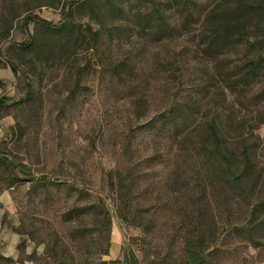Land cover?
Masks as SVG:
<instances>
[{"label":"rangeland","instance_id":"obj_1","mask_svg":"<svg viewBox=\"0 0 264 264\" xmlns=\"http://www.w3.org/2000/svg\"><path fill=\"white\" fill-rule=\"evenodd\" d=\"M70 1L75 0H0V100H12L0 108V151L29 174L68 181L87 194L85 201L110 207L115 196L107 173L137 165L136 208L161 198L176 211H191L207 187L221 222L230 219L228 211L218 210L220 197L211 190L199 136L214 124L227 150L240 157L246 149L264 166V102L254 99L264 79L247 87L236 83L237 69L251 58L248 43L211 45L214 29L207 18L222 0H188L185 9L170 10L168 0H113L123 10L113 18L107 17L108 0H80L69 9ZM159 7L172 28L164 37L143 31L139 22ZM31 15L67 28L49 32L37 18L28 23ZM31 36L39 42L34 52L21 51L17 45ZM178 106L183 118L173 126L162 116ZM5 172L0 166V189L9 192L17 220L35 221L38 241L58 240L60 259L72 255L78 264L89 257L88 249L98 258L109 240L103 260L124 258L129 248L141 257L137 226L115 218L110 233L98 226L74 240L77 230L94 226L87 218L63 222L67 209L80 202L79 193L70 197L66 188L42 187L35 195L28 182L8 189ZM48 191L53 197L46 200ZM232 211L233 221L246 220L237 207ZM160 229L161 224L157 236ZM150 238L154 251L158 239ZM229 242L223 264H264V251L242 238Z\"/></svg>","mask_w":264,"mask_h":264},{"label":"trees","instance_id":"obj_2","mask_svg":"<svg viewBox=\"0 0 264 264\" xmlns=\"http://www.w3.org/2000/svg\"><path fill=\"white\" fill-rule=\"evenodd\" d=\"M79 1H70L69 9ZM168 1L169 3L166 5L169 10L174 5L182 6L185 9L189 3L188 0ZM107 6V17L113 18L123 12L121 6L113 0H108ZM161 10L162 8L159 7L139 18V22L145 24L142 27L143 31H154L160 37L168 35L169 29L172 28L167 24L168 19L164 11ZM33 18L37 17L28 16L26 21L30 23ZM37 19L36 22L49 32H62L67 28L64 24L55 26L47 20ZM207 23L214 29L211 45L221 47H237L244 43L249 45L251 58L237 69L238 72L235 76L238 77V81L236 83L247 87L264 79V0H222L217 8L210 12ZM9 33L10 31H7L3 35L4 39L9 37ZM36 39V36H31L27 42L18 44L17 47L23 52L27 50L34 52V47L39 43ZM45 45H41V49ZM38 49L40 48L37 47ZM27 86L30 91L31 85L27 84ZM31 95L32 92H28L27 96ZM254 99L257 100V103L264 102V86ZM11 101V99H1L0 108ZM174 108L162 117L169 118L173 126H178L177 122L183 118L184 109L180 106ZM261 125L264 127V118ZM180 131L185 133L183 129ZM186 136H189V133ZM224 138L221 130L211 124L208 125L207 130H203L200 134L198 144L208 157V181L211 182V190L220 197L218 210L223 208L226 214L227 211L229 212L230 219L225 222L220 220L223 214L217 215L209 201L207 195L209 188L207 187L202 192L200 199L194 200L195 208L191 211H176L172 204L159 201L161 198H157L156 201L145 207L142 205L141 208H136L134 202L137 198L136 193L140 179L137 165H130L124 169H113L107 173L110 189L115 196L113 207L102 203L101 200L98 202L85 201L84 197H87V194L75 190L68 181L53 179L48 174L38 176L29 174L25 165H18L3 151H0V166L8 172V174L5 172L4 176L8 182V187H6L8 189L15 188L19 183L28 182L31 184V194L35 195L40 193L42 187L47 188L46 190H50V187H55L58 190L66 188L70 192V197L71 194L79 193L80 202L67 209L63 214V222L64 224L75 223L87 218L94 219V226L86 228L87 230H77L72 234L74 240L80 236L85 237L87 233L92 235L98 226L102 231L110 233L115 218L122 223H129V225L141 229L142 234L134 240L141 243L143 241L139 250L142 259L129 248L125 252L124 258L111 261L103 260L102 256L110 254L111 241L109 240L107 247L99 253L98 258L95 257L96 254L92 256L88 249L89 251L86 253H90L89 257L78 264H223L228 253L225 247L234 237L242 238L252 249L264 251V166L260 167L256 160H252L246 149L241 152L240 157L233 155L227 150V147L223 146ZM52 197V193L48 191L46 200ZM157 202H161V204L158 205ZM232 206L240 209V216L247 215L244 222L239 223L232 220ZM27 224L21 220L17 231L34 243L37 242L36 246L44 245L45 247L40 256H34L37 264H75V258L72 255L60 259L58 240L55 244L46 243L41 239L38 241L40 231L37 229L35 221ZM160 224L161 235L157 236L156 229ZM143 231L148 233L147 238ZM150 235H154L158 239L154 251L150 250L153 244ZM23 246L22 243L20 247ZM68 258L72 262L68 261ZM1 260L3 258L0 257Z\"/></svg>","mask_w":264,"mask_h":264},{"label":"crops","instance_id":"obj_3","mask_svg":"<svg viewBox=\"0 0 264 264\" xmlns=\"http://www.w3.org/2000/svg\"><path fill=\"white\" fill-rule=\"evenodd\" d=\"M0 192V264H37L34 256L42 254L41 246L17 231L20 222L12 210L11 196L7 190Z\"/></svg>","mask_w":264,"mask_h":264}]
</instances>
